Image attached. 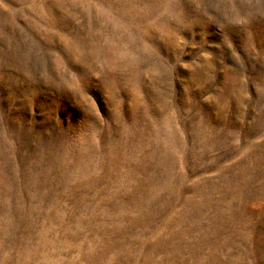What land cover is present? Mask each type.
I'll return each instance as SVG.
<instances>
[{
	"label": "rangeland",
	"instance_id": "374dc122",
	"mask_svg": "<svg viewBox=\"0 0 264 264\" xmlns=\"http://www.w3.org/2000/svg\"><path fill=\"white\" fill-rule=\"evenodd\" d=\"M0 264H264V0H0Z\"/></svg>",
	"mask_w": 264,
	"mask_h": 264
}]
</instances>
